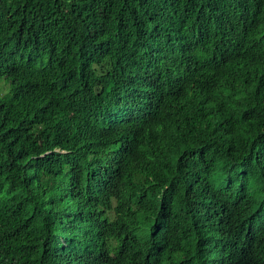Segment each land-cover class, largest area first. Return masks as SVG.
Returning <instances> with one entry per match:
<instances>
[{
	"label": "trees",
	"instance_id": "obj_1",
	"mask_svg": "<svg viewBox=\"0 0 264 264\" xmlns=\"http://www.w3.org/2000/svg\"><path fill=\"white\" fill-rule=\"evenodd\" d=\"M0 264H264V0H0Z\"/></svg>",
	"mask_w": 264,
	"mask_h": 264
}]
</instances>
